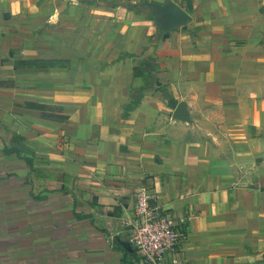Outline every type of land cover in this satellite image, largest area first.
<instances>
[{"label": "crops", "instance_id": "1", "mask_svg": "<svg viewBox=\"0 0 264 264\" xmlns=\"http://www.w3.org/2000/svg\"><path fill=\"white\" fill-rule=\"evenodd\" d=\"M104 1L0 0V264H137L142 188L187 264H264V0Z\"/></svg>", "mask_w": 264, "mask_h": 264}, {"label": "built area", "instance_id": "2", "mask_svg": "<svg viewBox=\"0 0 264 264\" xmlns=\"http://www.w3.org/2000/svg\"><path fill=\"white\" fill-rule=\"evenodd\" d=\"M148 190L135 194L133 216L126 221L127 239L137 264H187L183 243L189 216L160 209Z\"/></svg>", "mask_w": 264, "mask_h": 264}, {"label": "water", "instance_id": "3", "mask_svg": "<svg viewBox=\"0 0 264 264\" xmlns=\"http://www.w3.org/2000/svg\"><path fill=\"white\" fill-rule=\"evenodd\" d=\"M142 5L151 7L156 11V21L161 32L173 30L180 25H184L190 20L189 14L173 1H168L164 4L146 1L143 2ZM173 118L183 121H191L187 104L184 101L178 103L176 109L174 110ZM122 244L126 247V249L132 251V247L129 242L123 241Z\"/></svg>", "mask_w": 264, "mask_h": 264}, {"label": "trees", "instance_id": "4", "mask_svg": "<svg viewBox=\"0 0 264 264\" xmlns=\"http://www.w3.org/2000/svg\"><path fill=\"white\" fill-rule=\"evenodd\" d=\"M151 65L149 64H144L142 66H137L134 68V74L135 76H144V77H147L149 80L150 79H153L154 75L153 73L151 72ZM161 90H166V87L164 86H161L160 87ZM142 88L139 90L141 91ZM26 106L29 107V108H32V109H37V110H40L42 111L43 113V117L44 118H60V119H65L67 116L66 115H62L60 113H57L55 112V110L52 108V107H49L48 105H45V104H41V103H36V102H28L26 103ZM127 254H131L130 251L127 252Z\"/></svg>", "mask_w": 264, "mask_h": 264}, {"label": "rangeland", "instance_id": "5", "mask_svg": "<svg viewBox=\"0 0 264 264\" xmlns=\"http://www.w3.org/2000/svg\"><path fill=\"white\" fill-rule=\"evenodd\" d=\"M128 1H131V0H105L104 2H106L108 4H114L115 3V4H119L121 6H125L126 4H129ZM139 3H140V1H137L136 5L140 6ZM149 14H150V16H152V12H149Z\"/></svg>", "mask_w": 264, "mask_h": 264}]
</instances>
